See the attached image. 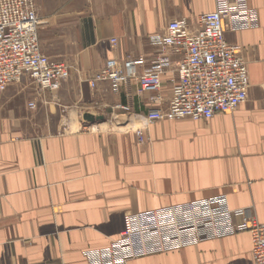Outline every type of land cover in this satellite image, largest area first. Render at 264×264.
<instances>
[{
    "label": "crops",
    "instance_id": "obj_1",
    "mask_svg": "<svg viewBox=\"0 0 264 264\" xmlns=\"http://www.w3.org/2000/svg\"><path fill=\"white\" fill-rule=\"evenodd\" d=\"M245 2L247 14L225 22L224 37L246 64L247 100L201 121L120 126L123 113L110 115L127 106L143 116L156 107L155 96L166 106L173 67L157 94L139 93L134 79L117 94L107 82L89 89L86 81L108 60L150 62L153 37L180 19L195 29L215 0H87L85 9L71 12L76 22L72 17L69 33L60 24L62 35L46 47L39 27L41 53L66 62L69 77L54 92H41L24 77L29 85L0 93V264H98L91 256L118 240L125 213L206 199H225L238 226L250 219L264 225V0ZM90 110L105 123L85 124ZM128 264H253L250 234Z\"/></svg>",
    "mask_w": 264,
    "mask_h": 264
},
{
    "label": "built area",
    "instance_id": "obj_2",
    "mask_svg": "<svg viewBox=\"0 0 264 264\" xmlns=\"http://www.w3.org/2000/svg\"><path fill=\"white\" fill-rule=\"evenodd\" d=\"M245 0H215V10L197 18L192 29L185 19L170 22L161 36L152 38L156 52L144 58L117 62L108 60L87 81L89 89L107 82L117 94L129 79L136 80L139 93H159L161 78L174 68L171 94L166 106L159 96L145 115H134L127 106H115L123 113L124 126H145L154 122L209 120L234 112L248 96V76L239 48L225 41V22L247 14ZM40 20L34 0H0V93L26 77L41 92H54L69 77V66L52 61L40 51ZM175 58V60H173ZM142 71L136 74L134 69ZM34 108V104H29ZM141 140L140 130H136ZM118 240L91 256L98 264H128L150 254L167 253L221 236L247 231L251 239L253 264H264V225L252 219L234 224L226 200L214 204L206 199L152 211L123 215Z\"/></svg>",
    "mask_w": 264,
    "mask_h": 264
},
{
    "label": "rangeland",
    "instance_id": "obj_3",
    "mask_svg": "<svg viewBox=\"0 0 264 264\" xmlns=\"http://www.w3.org/2000/svg\"><path fill=\"white\" fill-rule=\"evenodd\" d=\"M34 3L36 5V8L38 7L41 12V14H39L37 10L38 18L40 20V26H42L43 29V31H41L40 33L39 38L41 46L43 47L48 46V42L46 41H51L55 38H59L62 35V33L59 31L61 26L60 24L64 25L67 33H69L68 29L70 26L71 18L73 17L74 22H76V15H72L71 12H75V9L77 8L85 9L87 7V0H34ZM56 61L64 62L63 60ZM22 83L25 85H29V81L24 79L15 85H20ZM89 112L95 113L94 111L90 110L85 114H89ZM104 120L106 121L105 117ZM105 121L98 123L102 124L105 123ZM85 124L89 123L85 122Z\"/></svg>",
    "mask_w": 264,
    "mask_h": 264
},
{
    "label": "water",
    "instance_id": "obj_4",
    "mask_svg": "<svg viewBox=\"0 0 264 264\" xmlns=\"http://www.w3.org/2000/svg\"><path fill=\"white\" fill-rule=\"evenodd\" d=\"M82 119H83L84 122H87L89 124H94L96 122H102L104 120V118L102 116H94L92 114H84L82 116ZM116 122L120 126H124L125 119L123 117H120V118H117Z\"/></svg>",
    "mask_w": 264,
    "mask_h": 264
}]
</instances>
